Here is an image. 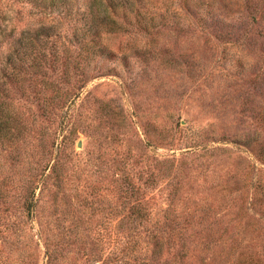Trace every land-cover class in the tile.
Masks as SVG:
<instances>
[{
    "label": "rangeland",
    "instance_id": "1",
    "mask_svg": "<svg viewBox=\"0 0 264 264\" xmlns=\"http://www.w3.org/2000/svg\"><path fill=\"white\" fill-rule=\"evenodd\" d=\"M88 3L0 0V264H264V0Z\"/></svg>",
    "mask_w": 264,
    "mask_h": 264
},
{
    "label": "trees",
    "instance_id": "2",
    "mask_svg": "<svg viewBox=\"0 0 264 264\" xmlns=\"http://www.w3.org/2000/svg\"><path fill=\"white\" fill-rule=\"evenodd\" d=\"M41 1H50L52 3H59L63 7L62 9H66L67 6L70 4V2L74 1V0H41ZM98 1H99V3H98ZM87 2H89L88 3V16H89L88 19H89V21L87 24H85L84 28L80 29V32L83 36H87L86 35L87 33H93V35H94L93 39L95 40L96 38L97 39L99 38V36H98L99 32H102V29L105 25V22H103L102 19L99 20L101 0H87ZM115 7H117V5ZM114 11H116V8L114 9ZM113 29H115V25H112L110 27V30H113ZM105 32L110 33L108 31V29H106ZM91 42L96 44V42H94L92 40H91ZM97 50H98V52L103 51L104 50L103 46L100 45ZM9 66H11L12 68L8 67L6 69H3L1 72V74L4 75L5 79H9V78L13 79V78L19 76L21 74L23 68H24V63H20L18 65H15V63L12 62L9 64ZM26 68L36 70L39 68V65H37L36 63H34V61H32L31 63L26 65ZM8 69H11L9 76H8V73H6ZM5 73H6V75H5Z\"/></svg>",
    "mask_w": 264,
    "mask_h": 264
}]
</instances>
